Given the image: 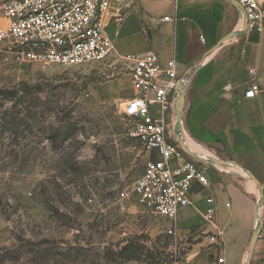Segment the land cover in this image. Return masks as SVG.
Returning a JSON list of instances; mask_svg holds the SVG:
<instances>
[{
  "label": "rangeland",
  "instance_id": "rangeland-1",
  "mask_svg": "<svg viewBox=\"0 0 264 264\" xmlns=\"http://www.w3.org/2000/svg\"><path fill=\"white\" fill-rule=\"evenodd\" d=\"M148 6V17H173L168 0ZM187 15L205 36H233L217 49L238 47L241 16ZM129 78L114 55L66 67L21 63L0 46V264H192L196 252L219 250L202 243L213 218L169 235L171 224L138 203L132 187L148 154L121 112Z\"/></svg>",
  "mask_w": 264,
  "mask_h": 264
},
{
  "label": "crops",
  "instance_id": "crops-1",
  "mask_svg": "<svg viewBox=\"0 0 264 264\" xmlns=\"http://www.w3.org/2000/svg\"><path fill=\"white\" fill-rule=\"evenodd\" d=\"M149 2L118 0L123 18L109 23L106 32L114 57L154 51L161 64L173 60L179 76L193 69L180 102L173 99L165 115L169 138L183 157L205 167L209 181L205 189L192 188V205L177 217L178 232L193 222H205L209 205L204 198L215 200L217 225L208 224L203 232L219 236V250L196 252L192 258L199 257L192 264H217L220 257L223 264H264V31H242L236 35L238 47L222 51L219 43L233 36H205L185 22L187 14L209 7L240 16L231 0H168L170 15L185 18L170 22H161L165 15L148 17ZM135 15L139 17L134 32L124 35L127 21ZM251 82L260 91L245 99ZM255 234L259 238L254 240ZM207 242L209 238L202 243Z\"/></svg>",
  "mask_w": 264,
  "mask_h": 264
},
{
  "label": "built area",
  "instance_id": "built-area-1",
  "mask_svg": "<svg viewBox=\"0 0 264 264\" xmlns=\"http://www.w3.org/2000/svg\"><path fill=\"white\" fill-rule=\"evenodd\" d=\"M117 1L4 0L0 5L4 21L0 25V46L21 63L66 67L102 63L114 51L106 27L112 21L121 20ZM234 1L246 21L245 31L262 33L264 0ZM178 19L185 18L165 16L161 22ZM200 39L204 42L202 37ZM121 59L129 64L134 90L121 112L131 123L130 136L148 154L144 170L134 182L132 191L145 212L171 224L167 234L173 235L179 212L192 205V188L205 189L209 185L205 167L183 157L179 147L169 138V123L165 116L173 99L185 91L193 69L179 76L175 62L170 60L161 64L154 51L127 54ZM248 72L254 76L253 70ZM259 91V86L251 82L243 97L253 99ZM204 201L209 209L203 220L211 223L210 219L215 216V200L205 197ZM210 240L219 244L218 235H212ZM223 263L222 257L217 259V264Z\"/></svg>",
  "mask_w": 264,
  "mask_h": 264
},
{
  "label": "water",
  "instance_id": "water-1",
  "mask_svg": "<svg viewBox=\"0 0 264 264\" xmlns=\"http://www.w3.org/2000/svg\"><path fill=\"white\" fill-rule=\"evenodd\" d=\"M231 3H232V5L235 7V9L239 12V8H238V5H237V3L234 1V0H231ZM245 29H246V21H243V28H242V30L243 31H245ZM221 44V42L219 43V45ZM183 93L184 92H182V94L179 96V100H181V98H182V96H183ZM257 235L258 234H255V236H254V240L255 239H257Z\"/></svg>",
  "mask_w": 264,
  "mask_h": 264
},
{
  "label": "bare ground",
  "instance_id": "bare-ground-1",
  "mask_svg": "<svg viewBox=\"0 0 264 264\" xmlns=\"http://www.w3.org/2000/svg\"><path fill=\"white\" fill-rule=\"evenodd\" d=\"M243 18H241V20H240V24H239V28L242 26V28H243V20H242ZM223 41H221V43H222ZM189 146V145H188ZM197 150H200V149H198V148H196Z\"/></svg>",
  "mask_w": 264,
  "mask_h": 264
},
{
  "label": "trees",
  "instance_id": "trees-1",
  "mask_svg": "<svg viewBox=\"0 0 264 264\" xmlns=\"http://www.w3.org/2000/svg\"><path fill=\"white\" fill-rule=\"evenodd\" d=\"M4 94V93H3Z\"/></svg>",
  "mask_w": 264,
  "mask_h": 264
}]
</instances>
